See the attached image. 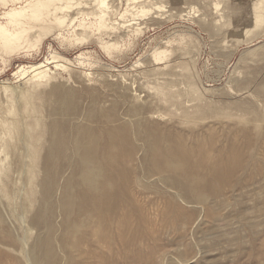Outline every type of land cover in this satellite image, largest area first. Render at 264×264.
Masks as SVG:
<instances>
[{
  "label": "rangeland",
  "instance_id": "1",
  "mask_svg": "<svg viewBox=\"0 0 264 264\" xmlns=\"http://www.w3.org/2000/svg\"><path fill=\"white\" fill-rule=\"evenodd\" d=\"M30 1L0 0L26 30L0 41V264H264V0L11 24Z\"/></svg>",
  "mask_w": 264,
  "mask_h": 264
},
{
  "label": "bare ground",
  "instance_id": "2",
  "mask_svg": "<svg viewBox=\"0 0 264 264\" xmlns=\"http://www.w3.org/2000/svg\"><path fill=\"white\" fill-rule=\"evenodd\" d=\"M61 1H63V0H31L30 2H28L27 4H26V6L24 7V8H22V9H20L19 11L18 10H13V11H11V12H9L8 14H7V16H8V18H9V21H10V23L11 24H13L14 26H17V25H19L20 24V22H18V21H16V20H14V19H16V18H18V17H22V16H24V17H26L27 19H30V21H34V22H39L40 20H42L44 17H48L49 15H54V16H56L57 14H59V13H62V12H65V11H69V9L70 8H72V1L73 0H66V2L65 3H63V4H59ZM58 2V3H57ZM93 2V1H92ZM95 3H97V5L101 8V7H103L104 8V1L103 0H97V1H94ZM93 2V3H94ZM82 4V3H81ZM76 5V3L74 4V6ZM79 5V4H78ZM77 6V5H76ZM84 6H86V5H84ZM99 11V10H98ZM68 14V13H67ZM101 14H102V12H101ZM27 15V16H26ZM60 16V15H59ZM59 16H57V17H59ZM56 17V18H57ZM103 17V16H102ZM61 21V20H60ZM26 31V30H25ZM24 30L23 31H21V32H17V33H9L7 30H6V28L4 27V26H2V25H0V41H2V42H4V43H7V42H11V41H13V40H17V39H19L22 35V33L23 32H25ZM38 70H41V69H38ZM43 70V69H42ZM35 71V74L34 75H32V78H30V79H42L45 75H44V71ZM29 80V79H28ZM226 156V155H225ZM205 157V156H204ZM227 167V166H226ZM226 169V168H225ZM126 212V211H125ZM128 212V211H127ZM127 212H126V214H127ZM126 214L124 215L125 217H128L129 218V216H126ZM128 215V214H127ZM123 216V217H124ZM125 219H127V218H125ZM125 219L124 218H122V220L120 221V222H118V225L120 226L119 228H117V230L118 231H120V233L119 234H121L120 235V237H122V239H123V236H124V234L125 235H127V233H126V231H125V233H124V231H122L123 229H121V227L122 228H125L126 226L124 225L125 223H127L128 221L126 220L125 221ZM125 222V223H124ZM128 224V223H127ZM126 224V225H127ZM122 225H124L125 227H123ZM105 226V225H104ZM103 226V227H104ZM110 227V226H109ZM108 227V228H109ZM117 227V226H116ZM105 228V227H104ZM107 228V229H108ZM112 228V227H111ZM110 228V229H111ZM127 228V227H126ZM126 228H125V230H126ZM109 229V230H110ZM114 229V228H113ZM121 229V230H120ZM105 230V229H104ZM103 230V231H104ZM108 230V233L110 232ZM117 230L115 231L116 232V234H117ZM103 231H102V233H103ZM106 232V231H105ZM107 233V234H108ZM113 233V232H112ZM124 233V234H123ZM104 234V233H103ZM102 234V235H103ZM101 235V236H102ZM113 235V234H112ZM108 236V235H107ZM114 237H115V234L113 235ZM117 237V236H116ZM116 237H115V239H116ZM119 237V236H118ZM118 237H117V241H119V239H121L120 237H119V239H118ZM124 237H126V236H124ZM103 238V237H102ZM104 240H106V239H104ZM122 242V241H121ZM120 242V243H121ZM125 242V241H124ZM126 243V242H125ZM124 243H122L121 245H123ZM126 245V244H125ZM125 245H123V246H125ZM112 247V246H111ZM113 248V247H112ZM111 248V249H112ZM124 248V247H123ZM126 248V247H125ZM124 248V249H125ZM112 250H114V249H112Z\"/></svg>",
  "mask_w": 264,
  "mask_h": 264
}]
</instances>
